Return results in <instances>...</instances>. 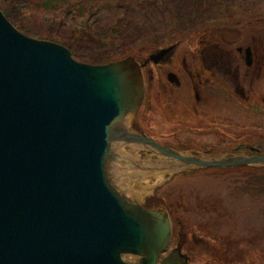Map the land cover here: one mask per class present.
<instances>
[{
    "label": "water",
    "instance_id": "1",
    "mask_svg": "<svg viewBox=\"0 0 264 264\" xmlns=\"http://www.w3.org/2000/svg\"><path fill=\"white\" fill-rule=\"evenodd\" d=\"M170 50L105 65L19 33L0 11V264H159L170 241L164 210L112 186V140L153 148L178 172L264 166V156L175 151L129 130L144 99L141 69ZM172 175V174H170ZM160 264H187L178 250Z\"/></svg>",
    "mask_w": 264,
    "mask_h": 264
},
{
    "label": "rangeland",
    "instance_id": "2",
    "mask_svg": "<svg viewBox=\"0 0 264 264\" xmlns=\"http://www.w3.org/2000/svg\"><path fill=\"white\" fill-rule=\"evenodd\" d=\"M50 3L14 0L10 10L20 28L35 36L51 29L56 37L72 39L69 46L74 45L84 55L104 54L118 59L126 51L144 50V53L174 45L177 49L163 68L178 75L179 60L185 58L200 80H206L209 75L199 67L195 54L197 35L204 29L224 28L229 31L221 38H241L231 44L236 48L254 46V57L264 60V0H51ZM152 15L153 24L146 19ZM71 17L75 20L70 21ZM11 25L26 37L46 41L27 36ZM234 29L236 32H232ZM145 59L134 58L140 63ZM184 79L181 85H188L187 88H174L172 100L153 103L148 114L149 126L139 121L144 110H138L130 125L132 132L142 131L155 138L169 135L163 143L179 152L264 156L262 103L245 98L241 102L229 91L210 89L207 85L209 100H202L197 113H192L194 94L188 79ZM260 79L264 82V74H260ZM261 95L262 98L264 94ZM219 125L227 127L223 133ZM110 151L119 158L105 164L112 186L145 207L166 211L173 227L176 223L182 225L184 235L194 233L205 239V246L182 245L181 252L188 258V264H264V166L178 172L153 162L166 160L153 148L112 140ZM256 169L262 171L259 176L255 175ZM120 184L125 187H119ZM172 242L175 243V233ZM172 242L168 250L173 247ZM121 259L136 262V256L131 254H122Z\"/></svg>",
    "mask_w": 264,
    "mask_h": 264
},
{
    "label": "flooded vegetation",
    "instance_id": "3",
    "mask_svg": "<svg viewBox=\"0 0 264 264\" xmlns=\"http://www.w3.org/2000/svg\"><path fill=\"white\" fill-rule=\"evenodd\" d=\"M252 47L254 48V46ZM169 48L170 50L166 53L163 60L159 64L157 65L149 64L145 68L142 69L143 82H144V99H143L141 108H143L144 113L140 116L139 121L143 124V126H147L148 124H150L149 118H148V112L146 111L147 110L146 104L148 102L147 97L149 93L153 91L154 88L151 91L150 89L152 87L157 88L158 93H159V98L162 101L165 100L166 102H168L169 100L173 99L174 88L179 89L182 86H186L185 84L181 85V82H184L185 80L184 78L188 79L190 88L194 94L193 99L195 102V106L190 108L192 113H197L199 109L198 106L201 104L202 100L205 102L209 100L208 95L210 92L208 93L207 92L208 90L205 88L207 85L210 86V89L217 88L216 90L222 89V91H225V92L229 91V93L233 95L234 98L236 97L237 99H239V101L243 102L244 95L246 93L245 86H246V82L248 79L250 80V82L248 85L249 94H247L248 95L247 99L248 100L252 99L251 102H259L264 105V95L262 98L258 96L260 89H261L260 74H264V70H263L264 60L261 57H254L255 48L251 51V53H249V55L253 54L252 58L249 56L244 57L243 54L245 55V51L239 50V49L237 52L239 54V57L237 58L228 57V58H225L224 60L216 61V60H213L212 58L202 59V58L197 57L198 62H199V67L203 71L207 72L209 75V77L206 80H200L201 78L199 77V74L192 69L191 65L190 66L187 65V63L185 62L186 61L185 58L183 59L181 58L179 60V63L177 66L178 75L173 72L165 70L163 68L164 65L168 64L171 61V58L173 57L177 49L173 45L170 46ZM243 65H245L246 67L243 68ZM149 66H153L155 69H152V68L149 69L148 68ZM221 95L225 96L224 92L223 94L221 93ZM223 102L226 103L227 101L226 102L223 101ZM253 104L255 105V103ZM223 123L225 124L226 122L223 121ZM216 125L217 124L214 123V126ZM226 128L227 127L224 125L223 126L219 125V129L222 133L224 132V130H226ZM129 130L132 131L130 128ZM137 134L141 136L150 137V135H146L142 131H139V132L137 131ZM168 136L169 135L167 136L158 135L156 138L155 137H150V138H152L155 142H157L161 146L171 148L170 146H167L166 143H163L164 138H168ZM193 154L195 155L202 154V155H207V156L235 155V154L215 155V154H210V152H207V151H204L202 153H197L194 151ZM254 172L256 173L255 175L259 176L262 171H259L256 169L254 170ZM140 205L146 209H152V208L143 206L141 203ZM157 210H162V209H157ZM168 219H169V214H168ZM169 223H170L171 237H170V241H169V244L166 250L164 251V253L161 255L159 259V264H160L161 259L173 250H178L182 255H184L181 252V248L184 243H188L193 247L206 245L205 239L201 236H197L194 233H190L188 236L184 235L183 227L180 223H176L175 227L172 226L170 219H169ZM174 233H175V243L172 242ZM171 242L173 243V247L170 250H168V247L171 244ZM138 261H139V257L136 256V262L129 263V264H137ZM187 264H188V258H187Z\"/></svg>",
    "mask_w": 264,
    "mask_h": 264
},
{
    "label": "trees",
    "instance_id": "4",
    "mask_svg": "<svg viewBox=\"0 0 264 264\" xmlns=\"http://www.w3.org/2000/svg\"><path fill=\"white\" fill-rule=\"evenodd\" d=\"M44 4H50L51 5V0H43ZM14 4V0H0V10L2 11V13L4 14V16L7 18V20L15 25V27L21 31L24 32L27 36H31V37H36L42 40H46V41H53V42H58L60 43V45H62L63 47H66L67 50H69L71 57L73 60L80 62V63H84V64H88V65H105L111 62H116L118 60H122V59H126L128 57H134L135 59H145L147 57V55L149 53H152L156 50L153 51H145L143 53L144 50H137L134 51L133 53L131 52H124L122 53V55L117 59L116 57H113L112 55L110 56H106L104 54H97L95 55H84L83 53H79L78 50H76L77 48L73 46V48H70L72 46H69V42L72 39H65L62 37H56L54 36L52 33V30L50 29L47 33H35L37 36L34 35V33H31L29 31H25L23 28H20L19 26L16 25V17L15 15L11 12V7ZM56 8V7H55ZM150 14V13H149ZM154 17V15H152L151 17H146V19H149V23L151 22L152 18ZM70 21L75 20V18H70ZM144 23V22H143ZM151 24H153L151 22ZM139 25H141L139 23ZM142 26V25H141ZM77 28V27H75ZM192 29H195V27H192ZM229 30L227 29H204L199 35H197V43L195 44L196 49H195V53L196 56L202 59H206V58H212L213 60L216 61H221L224 60L225 58H237L239 57V54L236 51V47L234 45H232L231 43H238L240 41L239 38H237L236 40H231L230 38H221L220 35H224L227 34ZM232 32H236L235 29ZM223 33V34H222ZM33 34V35H32ZM116 40V39H115ZM251 47V46H250ZM70 48V49H68ZM76 48V49H74ZM251 49L253 50V47H251ZM244 56V55H243ZM253 56V54H252ZM246 66L243 65V68H245ZM263 80V79H261ZM250 80L248 79L246 82V93L244 95V98L246 100H248V85H249ZM154 88V89H153ZM261 91L259 92L260 96L261 94H264V82H261ZM153 89V91L151 93H149L148 97H147V104H146V111L148 112V114H150V111H152L151 109L153 108V103L159 105L161 99L159 98V93L157 88L152 87L150 89V91ZM262 96V95H261ZM152 103V104H151ZM254 155V154H251Z\"/></svg>",
    "mask_w": 264,
    "mask_h": 264
},
{
    "label": "bare ground",
    "instance_id": "5",
    "mask_svg": "<svg viewBox=\"0 0 264 264\" xmlns=\"http://www.w3.org/2000/svg\"><path fill=\"white\" fill-rule=\"evenodd\" d=\"M115 147L117 148V147H118V144H116ZM113 151H114V150H113ZM114 154H115V153H114ZM254 167H255V166H254ZM119 187L124 188L125 186H124L123 184H120ZM117 188H118V187H117ZM117 188H116V189H117ZM117 190L119 191V193H120L122 196L126 197L125 194H123L119 189H117ZM136 197H138V195H136ZM130 199H132V198H130ZM170 237H171V234H170Z\"/></svg>",
    "mask_w": 264,
    "mask_h": 264
}]
</instances>
